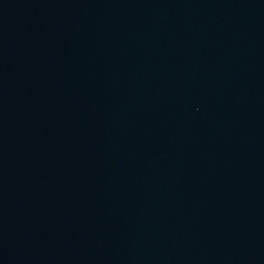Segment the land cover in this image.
<instances>
[{
  "label": "water",
  "instance_id": "obj_1",
  "mask_svg": "<svg viewBox=\"0 0 264 264\" xmlns=\"http://www.w3.org/2000/svg\"><path fill=\"white\" fill-rule=\"evenodd\" d=\"M0 264H264V0H0Z\"/></svg>",
  "mask_w": 264,
  "mask_h": 264
}]
</instances>
